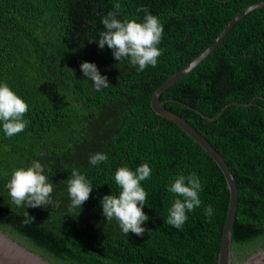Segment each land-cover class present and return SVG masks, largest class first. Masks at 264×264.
Wrapping results in <instances>:
<instances>
[{
  "label": "trees",
  "instance_id": "1",
  "mask_svg": "<svg viewBox=\"0 0 264 264\" xmlns=\"http://www.w3.org/2000/svg\"><path fill=\"white\" fill-rule=\"evenodd\" d=\"M261 0H0V83L28 104V126L11 138L0 127V228L58 264H215L228 195L218 167L176 125L150 109L152 93L215 39L245 7ZM143 21L146 8L163 25L162 55L137 72L99 49L101 19ZM96 65L108 88L96 91L80 64ZM72 70V72L70 71ZM223 158L237 191L230 260L264 249V6L239 19L217 47L158 98ZM223 111L221 112V110ZM218 118H214L217 114ZM201 114V115H199ZM212 118V119H207ZM95 153L107 162L89 164ZM43 165L53 184L46 207L15 206L5 188L14 170ZM147 163L142 237L106 221L100 201L118 195L114 173ZM73 168L93 191L72 208L67 179ZM201 182V206L181 230L165 221L180 174ZM211 206L209 218L204 209ZM29 217L33 223H25Z\"/></svg>",
  "mask_w": 264,
  "mask_h": 264
},
{
  "label": "clouds",
  "instance_id": "2",
  "mask_svg": "<svg viewBox=\"0 0 264 264\" xmlns=\"http://www.w3.org/2000/svg\"><path fill=\"white\" fill-rule=\"evenodd\" d=\"M120 3H114L115 11L107 13L101 19L103 31L99 32L96 42L99 49L105 45L112 52V57L119 63L128 60L137 72H143L149 66L155 67L158 57L162 55L157 47L162 41L163 25L159 19L148 13L146 8L137 11L145 13L143 21L137 19L119 20ZM72 72V70H70ZM83 77L92 82L96 91L109 87L106 76H102L96 65L89 62L80 64ZM28 104L21 99L6 83H0V127L4 135L11 138L25 130L28 121L24 116L28 112ZM104 153H95L89 157V164L97 166L107 162ZM44 168L38 161H33L27 168H19L12 172L5 185L12 203L17 207L40 208L51 204L53 184L43 174ZM152 169L147 163L137 167L135 171L128 167H119L114 173V183L118 195H105L100 201L102 215L106 221L115 220L120 231L128 236L129 233L142 237L146 229L142 225L149 219L143 212L148 193L141 186L142 181L150 179ZM67 193L72 208L80 209L93 191L91 183L81 174L79 169L73 168L71 178L67 179ZM167 192L174 194L171 207L168 209L166 223L181 230L187 220V213L195 211L201 206L199 193L202 185L199 177L192 173L188 176L180 174L169 185ZM204 214L209 218L213 209L208 206ZM25 223H33L32 217L26 213Z\"/></svg>",
  "mask_w": 264,
  "mask_h": 264
},
{
  "label": "water",
  "instance_id": "3",
  "mask_svg": "<svg viewBox=\"0 0 264 264\" xmlns=\"http://www.w3.org/2000/svg\"><path fill=\"white\" fill-rule=\"evenodd\" d=\"M216 2H225L227 0H214ZM264 6V0L253 3L239 13H237L218 33L211 44L203 50L197 57L191 62L184 66L181 70L173 74L166 81L155 89L150 97V109L151 111L162 119L170 121L176 125L185 135H187L198 147H200L208 157L214 162V164L220 170L224 183L227 189L228 203L226 209V216L223 223L219 248L217 252L215 264H232L230 260V243H231V232L235 218V211L237 206V191L233 176L225 164L223 158L219 153L209 144V142L197 133L185 120L181 117L169 112L164 109L161 105L162 102L158 100L159 96L166 91L169 87L183 78L199 63H201L213 50L219 45L226 33L233 27V25L241 19L244 15L250 11ZM223 109L221 110V112ZM217 114L214 118H218ZM201 115V114H199ZM212 119V118H207ZM0 264H58L52 260H49L41 255H38L30 250L21 247L16 242L5 236L0 231ZM233 264H264V249L250 255L247 259L241 260Z\"/></svg>",
  "mask_w": 264,
  "mask_h": 264
},
{
  "label": "rangeland",
  "instance_id": "4",
  "mask_svg": "<svg viewBox=\"0 0 264 264\" xmlns=\"http://www.w3.org/2000/svg\"><path fill=\"white\" fill-rule=\"evenodd\" d=\"M0 231H1L5 236H7L8 238H10V239L13 240L14 242H16L18 245H20L21 247H24L25 249L31 251L30 247H29L26 243H24V242H22L20 239H18L17 237L10 235L8 232H6V231H5L4 229H2V228H0ZM33 252L36 253L35 251H33ZM36 254H37V253H36Z\"/></svg>",
  "mask_w": 264,
  "mask_h": 264
}]
</instances>
